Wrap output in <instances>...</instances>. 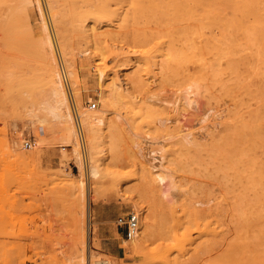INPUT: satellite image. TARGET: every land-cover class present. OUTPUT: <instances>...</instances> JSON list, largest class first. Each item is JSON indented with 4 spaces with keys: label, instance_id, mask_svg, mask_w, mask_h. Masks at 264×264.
<instances>
[{
    "label": "rangeland",
    "instance_id": "1",
    "mask_svg": "<svg viewBox=\"0 0 264 264\" xmlns=\"http://www.w3.org/2000/svg\"><path fill=\"white\" fill-rule=\"evenodd\" d=\"M4 1L0 15L21 5ZM39 2L43 19L28 0L0 22V264H70L87 248L90 264H264V0ZM43 21L79 113L103 106L99 69L107 101L114 76L128 92L112 108L121 117L107 111L114 122L91 179L85 126L83 161L40 121ZM189 85L196 104L186 109ZM175 98L176 108L165 101ZM149 149L163 154L155 167ZM131 211L141 231L142 217L152 224L136 250L117 222Z\"/></svg>",
    "mask_w": 264,
    "mask_h": 264
},
{
    "label": "bare ground",
    "instance_id": "2",
    "mask_svg": "<svg viewBox=\"0 0 264 264\" xmlns=\"http://www.w3.org/2000/svg\"><path fill=\"white\" fill-rule=\"evenodd\" d=\"M8 1L6 0V2H8ZM15 1L16 2L18 1V3H16ZM15 1L14 0L12 1V2L16 3L15 6L21 3V5H18V7L16 6V8H20L19 6H21V8L24 10L22 4H24L28 0H15ZM22 1H23V3H22ZM36 2H37V6L39 9L41 18L43 19V12L41 10L40 2H39V0H36ZM4 3H5V1H4ZM9 4H10V2L7 3V7ZM13 5H10L11 10H12V8L13 9L15 8V7H13ZM7 7H6L7 12L3 11V13H1L2 16L0 15V19H1L0 22H2V20H3L2 18H4V16L6 17V15H7V17H8V15L11 14V12H12L11 10H8ZM49 10H48L49 11L48 16L50 17L51 21L54 22L55 12L52 10V8L50 6H49ZM13 13H14V11H13ZM4 14H6V15H4ZM10 16L11 15H9V17ZM11 18H12V16H11ZM7 19H9V18H7ZM4 21L6 22L7 20L4 19L3 22ZM2 24H4V23H2ZM0 26H1V23H0ZM42 26L46 32L45 37H44V45H45L46 50H48V56H49L48 57L49 62L47 63V70H48V76H49V78H48L49 93H48V97L46 98V100L43 104L40 121L45 123L47 129L50 130L52 136L56 140L63 141L66 144L70 145L72 147L73 152L76 154V156L78 153L77 158L81 160V155L79 154V149H78V144H77V133H76L75 123H74L75 121L72 117L71 109L69 106L70 105L69 101L71 99L69 100V94H68L67 90L65 91V89L63 88V80H64L63 73L61 71V68H59V64H57V62L55 61L56 59L53 56L54 53H52L53 40L54 39L52 40L51 33H50V35H49V33H47L48 27H46V23L44 21H43ZM4 32L6 33V31H4ZM68 69H69L68 74H70L72 77V81L71 80L70 81L72 82V84H74L75 78H76V76L74 75V69L71 65H68ZM99 70H100L99 71L100 74L98 73L99 75H97V76H99V82H100V86H101V88H100V90H101L100 102L102 103L103 106L101 108L95 107L94 110L81 109L80 113L77 110L79 118H80V122H81V124H83L85 126L86 135H87V144H88L87 148H89L90 157H91L90 165H88V163H87V167L84 166L87 168L86 170L84 169V175H85V177H87V179L89 177H90V179L94 178L98 174V168L100 165L98 164L97 155L99 152L102 151V148H100L99 145L101 143H103V141H106V138L109 137V135L104 131L105 128L111 126L112 122H114V121L110 120L111 118L107 115V111H109L110 113H114L115 117L119 118V117H121L120 112L115 111L112 108L115 106V103L117 101L118 102L119 101H123V102L129 101V99H127L128 92L126 91V87L124 85L125 83H123L124 81L122 82L119 79L120 76L119 77L114 76L111 79L110 98L108 99V101L105 99L104 91L102 89L105 73L102 69H99ZM196 85H197V83H196ZM191 87L192 86L189 85L185 89H183L184 92L182 94V100L186 106V109L192 108L196 104L195 96L193 97L195 90H193ZM76 93H78V92H76ZM168 99H169V97H168ZM165 101L169 105L173 106L174 108L178 107L180 104L179 103L180 99H178V98H175L173 100L172 99L171 100L165 99ZM179 114H180L179 115L180 117L175 119L174 121H177L179 123L182 122V124L180 123L181 125L179 127H183L184 126L183 120L185 119L186 114L184 112H180ZM83 125H82V127H83ZM36 144H37L36 141H34V146L38 147V144L37 145ZM151 151H153V149H149V155H150ZM155 158H158L157 164L161 163V161L163 159V154L160 153L158 156H155L153 154L150 155V159H151L150 164L152 167H155L157 165L152 161ZM82 160H83V156H82ZM80 170H82V169L80 168ZM82 174H83V171L79 172V175L77 176L78 179L76 181L77 186L80 189H82L83 185H84V180H83ZM154 174L156 175L157 182H159V181L163 182V180H165V178L168 175V173L166 175L163 171H161V169H156V171H154ZM135 208L138 209L137 207H135ZM140 221H141V224L144 225V232H143V230L141 231L139 227H137L136 229L132 230V232L130 233V236L127 239L126 238L124 239V242H126V244H128L127 246L130 249L136 250L139 247V241L141 240L142 235L147 236L148 232H150V228L152 226L151 220L147 216H145V217H142L140 219ZM95 256H96V254L87 248L85 256L82 254V255H78L76 257L73 256L70 259L73 261V262H71L73 264H90L91 261H93V258ZM94 261H95V259H94ZM101 261L104 264H117L114 260H104V259L98 260V261L96 260L94 262V264H99Z\"/></svg>",
    "mask_w": 264,
    "mask_h": 264
},
{
    "label": "built area",
    "instance_id": "3",
    "mask_svg": "<svg viewBox=\"0 0 264 264\" xmlns=\"http://www.w3.org/2000/svg\"><path fill=\"white\" fill-rule=\"evenodd\" d=\"M75 104H71V113H72V117L74 119V123H75V129H76V133H77V138H78V143H79V147H80V153L81 156H83V158H85L86 155V149H85V139H84V131H83V127L82 124L80 122V118L78 115V111L77 108L75 107ZM96 103L94 101H88L87 102V107L89 109H93L95 108ZM34 145V140L29 139V140H25L24 141V146L26 148H30ZM119 225H123V230H124V234L126 237L130 236V233L132 232V230L136 229L138 226V215L134 212L131 211L127 214L126 219H122L119 218V220L117 221ZM99 264H104L102 261Z\"/></svg>",
    "mask_w": 264,
    "mask_h": 264
}]
</instances>
